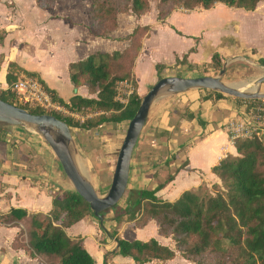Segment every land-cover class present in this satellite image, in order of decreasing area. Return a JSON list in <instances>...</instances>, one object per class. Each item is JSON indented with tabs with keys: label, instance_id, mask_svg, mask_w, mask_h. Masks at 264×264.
<instances>
[{
	"label": "crops",
	"instance_id": "obj_1",
	"mask_svg": "<svg viewBox=\"0 0 264 264\" xmlns=\"http://www.w3.org/2000/svg\"><path fill=\"white\" fill-rule=\"evenodd\" d=\"M54 1L52 7L43 8L38 0H0L1 89L9 86V66L16 63L19 67L17 79L27 75L25 71L35 72L48 88L67 101L76 94L95 97L87 86L76 87L73 84L70 64L85 60L95 53L124 51L129 45L127 37L138 25H150L134 67L139 94L137 73L142 75L154 67L157 81V64L166 65L167 68L163 70L166 71L175 67L177 59L186 54L189 64L200 66L210 63L212 55L218 52L227 65V73L234 72L243 64H250L257 68L256 78L264 75V66L258 62L264 58V1L254 11L228 8L222 4H216L210 10L177 9L164 22L157 19V11L151 16L148 12L139 18L132 14H121L118 27L109 38L95 36L90 31V0ZM220 16L225 18L224 22H219ZM178 68L187 71L181 66ZM202 94L199 90H188L181 93L177 101L181 102L179 107L184 105L192 112L200 110L199 119L202 123L197 118H182L177 124L176 110L164 112L158 109L162 113L160 122L165 123L169 132L176 134L178 127L189 138L187 153L179 159L180 163L187 161L188 165L157 193L160 199L172 202L183 192L193 190L204 182L208 185L218 182L212 168L228 155H237L226 125L230 119L241 117L245 113V106H239L230 98L221 99L215 104L201 101ZM36 145L34 131L27 126L0 125V206L3 214L13 208L25 209L29 215L48 213L52 209L53 195L62 185L66 187L65 190H72L68 184L64 185L56 170H37L33 161L39 158L34 149ZM169 145L172 153L179 150L177 139L171 138ZM175 166L177 161L172 160L170 167ZM169 172V169L161 168L159 174L164 178ZM150 181V175L139 171L132 164L128 181L132 189L146 188ZM154 181L159 183L158 179ZM130 206L128 197L114 217L109 216L108 219L107 215L103 222L87 217L66 229V232L72 238L81 239L97 264H137L132 258L118 254L115 237L140 241L145 235L134 233H140L137 231L139 229L143 233L152 229L151 238L175 249L173 239L162 236L154 220L144 227H136L125 216L117 223L115 217L122 215ZM21 228H24L23 224L20 227L0 225V264H43L41 259L32 257L25 249L13 248V241ZM108 232L116 233V236L112 237ZM180 257L183 258L177 253L172 260H155L147 264H171ZM180 262L189 264L183 260Z\"/></svg>",
	"mask_w": 264,
	"mask_h": 264
},
{
	"label": "trees",
	"instance_id": "obj_2",
	"mask_svg": "<svg viewBox=\"0 0 264 264\" xmlns=\"http://www.w3.org/2000/svg\"><path fill=\"white\" fill-rule=\"evenodd\" d=\"M90 1L88 27L93 35L102 38H109L117 29L119 15L127 13L139 18L151 10V0ZM157 1V19L164 22L177 9L210 10L216 4H222L228 8L254 11L264 0ZM38 2L43 8L52 7L55 3L54 0ZM149 31L150 25H138L127 37L129 45L124 51L95 53L85 60L70 64L73 84L76 87L87 86L90 94L95 97L76 94L67 101L48 88L35 72L25 71L28 76L37 77L41 81L51 94L53 102L63 106L71 114L81 115L84 117L82 120L74 115L66 116L57 111L49 113L41 107L20 104L12 90L13 83L19 77L16 63L9 66V86L0 90V99L25 108L32 114L54 115L69 127L84 132L99 129L106 123L109 127L117 128L135 116L142 102L134 67ZM187 57L186 54L177 59L175 67L193 70L205 66H193L188 63ZM258 62L264 66V58H260ZM208 66L215 71L222 70L224 62L218 52L212 55ZM166 68V65L157 64L159 79L163 78L160 74ZM120 81H128L134 87L126 103L117 100V85ZM199 91L203 92L201 101H212L215 104L221 99L230 98L239 106L244 105L246 112L258 120L264 118V99L245 100L209 90ZM200 115V110L192 112L186 108L181 119L197 118L202 123ZM175 133H169L166 140L158 142L152 148H148L139 139L133 162L136 169L150 175L151 181L146 188L131 189V206L122 215L115 217L117 223H120L126 216L136 227H144L150 220L156 221L159 233L171 237L175 249L161 244L155 238L129 241L116 236V233L108 232L110 236H116L118 254L132 258L137 264L172 260L177 253L195 264H264V137L234 139L237 155H228L212 168L218 182L211 185L204 182L170 202L160 199L157 193L188 165L187 161L180 163L179 159L187 153L189 138L178 127ZM171 138L177 139L179 150L176 153L170 150ZM172 160L177 161V166L170 167ZM161 168L169 169L167 177L160 176ZM41 170L39 167V171ZM154 179H158L159 183ZM87 217L99 221L89 203L75 190H59L53 195L52 209L48 213L29 215L25 209L13 208L0 217V225L20 227L23 224L24 228L20 229L13 241V248H23L45 264H97L81 239L72 238L66 232V229Z\"/></svg>",
	"mask_w": 264,
	"mask_h": 264
},
{
	"label": "rangeland",
	"instance_id": "obj_3",
	"mask_svg": "<svg viewBox=\"0 0 264 264\" xmlns=\"http://www.w3.org/2000/svg\"><path fill=\"white\" fill-rule=\"evenodd\" d=\"M66 3L67 2H65V4ZM157 3H158L157 0H151V10L149 12V16H151L153 12L157 11V7H156ZM124 15H127V13ZM218 20L219 22H224L225 18L220 16L218 17ZM234 28H236V25H234ZM219 73L220 71H215L214 69L210 68L208 64L207 65L205 64V66H203L202 68H195L193 70H187V71H183L178 67H171L170 69L166 71H162L160 76H163V77L178 76V77L187 78V77H200V76H218ZM256 73H257V68L255 67V65H250V64L244 65L243 64L239 66L238 69L235 70L234 72H231V73L226 72L223 75L222 80L226 83H230V84L233 83L232 84L233 86L242 88L241 87L242 84L246 86L250 82H253L255 79H257L255 77ZM137 74L139 78L138 79L139 80V90L141 91L140 96L141 98H143L152 87V82L153 80H155V77H156V71L154 67H151L147 70L146 73L142 75H140V73H137ZM157 81L155 80L154 82H157ZM241 82L242 84H240ZM245 82H249V83L246 84ZM117 86L119 88V85ZM261 92H264V84H262L261 86ZM118 93L122 97L125 96V90L123 88L118 89ZM179 95L181 94L162 93L153 102L148 119L145 124V127L139 138L140 141L144 142L148 148H152L153 146H156L158 142L164 141L166 140V138L169 137L170 134H174V133L169 132L165 128L166 127L165 123L160 122L162 118V115H161L162 113L158 112V109L161 108V110H164V112L168 110H171V111L176 110L175 112L178 116L175 115V120L178 124L186 109V107L183 104H181L183 105L181 107L178 106L179 103H181V102H177ZM45 110L49 113L57 111L66 116L74 115L76 118H79L81 120L84 118L81 115L71 114L66 108H64L63 106L55 102L53 106ZM128 124H129V121L120 124L117 128H113V127H109L108 123H106V125L101 126L99 129H93L92 131H87V132H84L78 128L70 127L72 136L75 142L74 144L75 153H76V156H78L76 158L77 160L79 159L80 164L84 168V171H85L84 175L87 176V178L92 182V184L94 185L95 189L97 190L100 196H104L108 192L109 187L111 185L113 171H114L115 164L117 161V156L122 146V143L124 141L127 128H128ZM34 138L37 140V145L34 149L36 150V153L39 154V158L33 159L34 164H35L34 166L37 168V170H39L38 167L42 168V170L43 169L56 170L58 174H60V176L62 177V180L65 183L64 185L68 184L72 188V190H74L73 185L71 184L68 177L65 175L62 169V166L59 160L56 158L50 145L44 140L43 137H41L36 132H34ZM38 150H40L41 152H38ZM31 154H33V152H31ZM133 161H134V156H133L132 162ZM133 163H134L133 165L135 166V162ZM167 176L168 175H166L165 177ZM65 189L66 187L63 185L60 188L61 191ZM131 189H132V185L128 184L127 191L125 195L123 196V198L121 199V201L114 208L104 213V220H106L105 217L107 215L109 219V216L112 218L114 217L113 215L115 212L118 213V210L121 209L126 199H128L130 195L129 191ZM137 231H141V232L140 233L134 232V233L139 236L144 234L145 237H142V238H144L145 240H148L147 238H151L152 236L151 234L153 232L152 229L148 230L149 232H146V233H143L142 229L141 230L139 229ZM144 239H141L140 241ZM182 260L187 262L186 260L180 257L179 260L177 259L174 262H171V264H174V263L180 264L181 263L180 261ZM187 263L194 264L192 262H187ZM43 264L45 263L43 262Z\"/></svg>",
	"mask_w": 264,
	"mask_h": 264
},
{
	"label": "water",
	"instance_id": "obj_4",
	"mask_svg": "<svg viewBox=\"0 0 264 264\" xmlns=\"http://www.w3.org/2000/svg\"><path fill=\"white\" fill-rule=\"evenodd\" d=\"M227 65L218 76L178 77L168 76L159 79L142 98L135 116L129 121L127 132L119 150L111 185L104 196H100L92 182L80 172L73 156L74 139L69 125L51 114H32L27 109L9 104L0 99V125H23L32 128L50 145L59 160L65 175L74 190L89 203L91 211L103 222V213L114 208L125 195L132 167L136 145L148 119L153 102L162 93L181 94L188 90H209L229 97L245 100L264 99L261 86L264 75L249 83L252 90L245 91L222 80Z\"/></svg>",
	"mask_w": 264,
	"mask_h": 264
},
{
	"label": "built area",
	"instance_id": "obj_5",
	"mask_svg": "<svg viewBox=\"0 0 264 264\" xmlns=\"http://www.w3.org/2000/svg\"><path fill=\"white\" fill-rule=\"evenodd\" d=\"M119 88L125 90V96L117 94V100L126 103L129 95L134 91L132 84L128 81L118 82ZM1 89V88H0ZM12 90L16 93L18 102L28 107H41L44 110L54 105L51 94L45 89L38 78L23 75L18 78L12 85ZM226 129L231 139L247 138L257 136L264 137V118L258 120L254 115L246 112L238 118L230 119ZM3 215L0 206V217Z\"/></svg>",
	"mask_w": 264,
	"mask_h": 264
},
{
	"label": "bare ground",
	"instance_id": "obj_6",
	"mask_svg": "<svg viewBox=\"0 0 264 264\" xmlns=\"http://www.w3.org/2000/svg\"><path fill=\"white\" fill-rule=\"evenodd\" d=\"M233 86V85H232ZM234 87H236V88H239V87H237V86H234ZM241 90H245V91H249V90H252L253 88L252 87H249V85H241ZM73 156H74V159H75V163H76V165H77V167L79 168V170H80V172L82 171L83 172V174H85V171H84V168H83V166L80 164V162H79V159L77 160V158L76 157H78V156H76V153H75V151H73ZM83 169V170H82ZM81 172V173H82Z\"/></svg>",
	"mask_w": 264,
	"mask_h": 264
}]
</instances>
